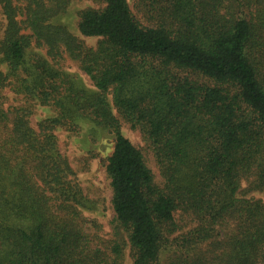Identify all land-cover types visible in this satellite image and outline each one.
Listing matches in <instances>:
<instances>
[{
    "label": "trees",
    "instance_id": "trees-1",
    "mask_svg": "<svg viewBox=\"0 0 264 264\" xmlns=\"http://www.w3.org/2000/svg\"><path fill=\"white\" fill-rule=\"evenodd\" d=\"M70 1L0 0V90L55 111L35 130L30 107L0 96V264H122L119 231L91 245L57 146L56 130L84 125L113 137L105 171L132 264H264V0H92L77 30L94 47L54 24Z\"/></svg>",
    "mask_w": 264,
    "mask_h": 264
},
{
    "label": "rangeland",
    "instance_id": "rangeland-1",
    "mask_svg": "<svg viewBox=\"0 0 264 264\" xmlns=\"http://www.w3.org/2000/svg\"><path fill=\"white\" fill-rule=\"evenodd\" d=\"M128 2L132 7L133 0H128ZM93 5L92 0H71L66 12L57 15L53 22L54 24L63 25L85 45L94 47L97 43V38L82 36L77 30L79 10ZM3 26L4 20L0 15V38L2 36ZM34 50L46 56L45 48ZM60 68L76 76L78 81L84 86L89 88L93 87L89 77L65 53L60 60ZM0 96L5 111L20 106L30 107L31 113L27 118L29 125L35 130H37V123L40 120L49 118L55 114L53 107L43 106L37 102L28 100L22 95H16L8 87L0 90ZM114 113L119 118L121 133L142 152L147 166L158 178L153 155L147 148L139 130L133 129L116 111ZM8 115L11 117L9 112ZM8 124L10 125V123ZM55 135L58 149L66 158L73 172L70 177L78 183V186L86 197V204L82 210V215L86 219L84 223L85 231L92 238L91 245L95 247V244H97L98 247H103L105 242L115 239L119 231L120 237L126 242L122 249V264H132V254L127 242V235L122 229L121 231L119 228L117 230L115 229L114 213L111 205V188L109 178L105 171L106 159L110 155L113 147V137L108 133L97 131L92 140L88 136V127L86 125L82 127L80 133H71L64 128H60L55 131ZM254 195L264 198V192ZM121 238L119 239L120 241Z\"/></svg>",
    "mask_w": 264,
    "mask_h": 264
}]
</instances>
